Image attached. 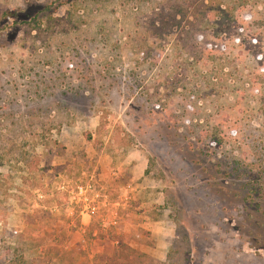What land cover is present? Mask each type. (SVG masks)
Segmentation results:
<instances>
[{
    "label": "rangeland",
    "instance_id": "rangeland-1",
    "mask_svg": "<svg viewBox=\"0 0 264 264\" xmlns=\"http://www.w3.org/2000/svg\"><path fill=\"white\" fill-rule=\"evenodd\" d=\"M219 1L0 0V264H264V0Z\"/></svg>",
    "mask_w": 264,
    "mask_h": 264
},
{
    "label": "trees",
    "instance_id": "trees-1",
    "mask_svg": "<svg viewBox=\"0 0 264 264\" xmlns=\"http://www.w3.org/2000/svg\"><path fill=\"white\" fill-rule=\"evenodd\" d=\"M227 1V2H226ZM225 2H218V4L223 5V6H218L219 9H221L220 7H222L223 11L226 12L231 19H234V21L236 19L240 17H243V15L246 13V7H249L251 5L250 0H226ZM244 13V14H243ZM183 10H180V18H182L183 16ZM210 16V15H209ZM212 18V16H210ZM262 22H264V18H262L261 20ZM261 33L256 32L254 29L250 28L249 32L245 35L246 36V40L248 41L249 45H253V43L255 41L258 40L259 37H261ZM249 51L248 54L252 55V56H256L255 60L260 63L264 60V47L262 48H251L248 46ZM263 51V52H262ZM262 60V61H261ZM264 72H260V74H263ZM193 132H195L193 130ZM196 138V137H194ZM223 138H216V136H209V134H205L203 135H199L197 140L198 142H202L208 145V147H212V145L214 144H219L221 143ZM27 163V162H26ZM254 187H257V185H255ZM20 264H45V260H43V258H34L32 260L29 261H25V258L22 257V260L20 261Z\"/></svg>",
    "mask_w": 264,
    "mask_h": 264
},
{
    "label": "crops",
    "instance_id": "crops-1",
    "mask_svg": "<svg viewBox=\"0 0 264 264\" xmlns=\"http://www.w3.org/2000/svg\"><path fill=\"white\" fill-rule=\"evenodd\" d=\"M73 159H75V158H73ZM97 163H101L100 160H97ZM80 164L83 165V162H80ZM103 166L104 165L102 164L101 167H103ZM85 171L86 170L84 168H81V172L82 173L83 172L86 173ZM103 177H104V171L102 170L99 173L98 178L99 179H103ZM81 180L82 181H85L83 179H81ZM73 192L75 193V194H73V195H75L74 198L77 197L78 201H81L83 199H84V201H86L85 200L86 198L83 197V196H81V194L78 191L75 192V190H72L70 192V194L73 193ZM98 194H99V192H98ZM105 194L108 195L107 193H105ZM108 197H109V195H108ZM71 199L73 200V197H71ZM87 206H88V203H85V205H82L81 208L79 207V204L77 205V209H75L74 207H71L70 208V212H69V215L70 216L68 217L67 225L69 227H71V231H69V233H72V236L69 239V242L68 243H70V245L72 246V248H76L77 245L79 246L83 242H84V245H82V246L84 248L88 247L87 244H86L87 241H86V238L85 237L87 236V231L90 228V226H93L94 222L96 221V217L94 218V216H93L92 213H89V211H86ZM51 208H52V206H51ZM54 210H57V208L55 207ZM77 213H79V215L81 216L80 219H79V216L77 218V216H76ZM77 220L79 222H77ZM146 224H147V222H146ZM148 224H150V222ZM94 234H96V233H94ZM97 240H99V238H95L94 239V243H97ZM91 251H94V253H95V251L98 252L100 250H93V247L91 246ZM74 257H76V256H74ZM81 257L83 258V256H81ZM86 258H87V256H84L83 259L86 260Z\"/></svg>",
    "mask_w": 264,
    "mask_h": 264
},
{
    "label": "built area",
    "instance_id": "built-area-1",
    "mask_svg": "<svg viewBox=\"0 0 264 264\" xmlns=\"http://www.w3.org/2000/svg\"><path fill=\"white\" fill-rule=\"evenodd\" d=\"M83 191H87V189L85 190V189H83V188H81L80 189V194H84L83 193ZM100 194H97L96 196H99ZM103 196L105 197V199L106 198H108V195H106V194H103ZM84 197L86 198V200H88V197L84 194ZM99 207H98V204H91V205H89V206H87V208H86V211H89V213H92V212H95V211H97V209H98ZM115 213L116 212H114V215H115ZM115 217V216H114ZM115 222V221H114Z\"/></svg>",
    "mask_w": 264,
    "mask_h": 264
}]
</instances>
